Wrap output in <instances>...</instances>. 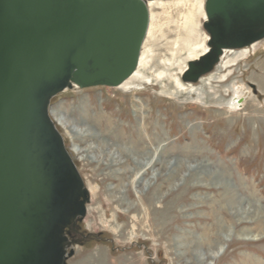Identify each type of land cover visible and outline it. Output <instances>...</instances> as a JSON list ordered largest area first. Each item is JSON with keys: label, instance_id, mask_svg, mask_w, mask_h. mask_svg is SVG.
<instances>
[{"label": "rangeland", "instance_id": "rangeland-1", "mask_svg": "<svg viewBox=\"0 0 264 264\" xmlns=\"http://www.w3.org/2000/svg\"><path fill=\"white\" fill-rule=\"evenodd\" d=\"M199 1L150 6L135 90L73 86L51 100L57 122L98 134L57 123L91 195L82 228L100 233L68 264H264V38L211 79L183 81L191 45L209 47Z\"/></svg>", "mask_w": 264, "mask_h": 264}, {"label": "water", "instance_id": "water-1", "mask_svg": "<svg viewBox=\"0 0 264 264\" xmlns=\"http://www.w3.org/2000/svg\"><path fill=\"white\" fill-rule=\"evenodd\" d=\"M150 0H0V264H68L90 191L51 115L78 85L118 86L137 69ZM208 51L182 75L197 82L226 49L264 38V0H206Z\"/></svg>", "mask_w": 264, "mask_h": 264}, {"label": "bare ground", "instance_id": "bare-ground-1", "mask_svg": "<svg viewBox=\"0 0 264 264\" xmlns=\"http://www.w3.org/2000/svg\"><path fill=\"white\" fill-rule=\"evenodd\" d=\"M160 2V0H150L149 1V7L151 6V5H153V4H157V3H159ZM160 5V4H159ZM152 7V6H151ZM199 7H200V9H202V7H203V1L202 0H200L199 1ZM151 10V9H150ZM152 11V10H151ZM188 14H189V12H188ZM153 16V15H152ZM192 18V17H191ZM190 18V19H191ZM151 29H152V24H151V26H150V29H149V33H148V37H149V35L151 34ZM146 41V40H145ZM206 45V43L203 41V42H199V41H195L192 45H191V47H190V51H191V54L192 53H194L195 51H196V53L194 54V56L195 57H200L201 55H203L204 53H206L207 51H208V48L209 47H207V46H205ZM144 46V45H143ZM251 48H253L254 50L257 48V44L256 43H254V44H252V46H247V47H244V48H240V49H226L225 50V53L227 52V51H229V52H232V53H234V55L233 56H230V58H229V60L226 62V64L225 65H221L222 63L220 62L219 64H218V66H220V68L221 67H230L231 65H234V64H236V62L238 61V60H240V59H242V58H246L247 56H248V54L250 53V50H251ZM225 53H224V55L223 56H225ZM232 55V54H231ZM222 56V57H223ZM145 52L144 51H142V53H141V57H140V61H139V65H138V68L135 70V72L129 77V78H127L124 82H122L120 85H118L117 86V88H120V89H123V90H127V91H132V90H135L134 89V86H133V84H136L137 82H139L142 78H143V74H142V71H141V68H143L146 64H147V62H145ZM198 57V58H199ZM197 59V58H196ZM147 68V67H146ZM214 74H215V72H213V73H211L208 77H205V78H203V79H201V81H204V80H206V79H211L213 76H214ZM178 80H179V78H177V80H176V82H177V86H178V90H180L181 92H182V90H184V91H187V92H191V91H195V92H198L199 91V89L197 88V87H194V84H192V83H184V82H182L181 80H179V82H178ZM186 84H189V87H187V88H184V86L186 85ZM176 88V87H175ZM174 88V89H175ZM234 89V88H233ZM172 92H174V91H172ZM175 93H176V91H175ZM235 93H236V90H235ZM172 95H173V93H172ZM213 98V97H212ZM203 102V101H202ZM217 102V101H216ZM238 102V99H237V97H236V95L232 98V100H229V101H227V102H225L226 103V105L228 106V107H236L237 106V103ZM223 105V104H222ZM222 107V106H221ZM58 116V115H57ZM58 122H59V124H61V125H63V126H65V127H67L70 131H72L75 135H77V136H85V135H91V137H94V138H96L97 137V133H95V132H93V130H92V132L91 131H89V130H83V129H79V128H77V127H75V123L74 124H72V122H70V121H68V120H66L65 118H63V117H61V116H59L58 117ZM110 127V126H109ZM83 136V137H84ZM98 139V138H97ZM142 139V138H141ZM90 148V147H89ZM135 155H134V158H135V160H137V158L138 157H135V156H138L139 155V153H141L140 151H136L135 150ZM146 154V153H145ZM148 155H150L149 153H148ZM155 155V154H154ZM140 157V156H139ZM149 158H151V156L149 157ZM148 158V159H149ZM138 161V160H137ZM151 161H153L152 159H151ZM150 161V162H151Z\"/></svg>", "mask_w": 264, "mask_h": 264}]
</instances>
